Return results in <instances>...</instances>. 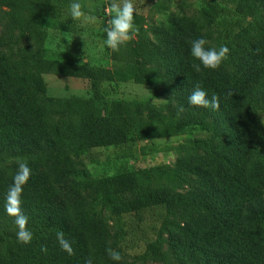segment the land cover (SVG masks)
I'll return each mask as SVG.
<instances>
[{"label": "trees", "instance_id": "trees-1", "mask_svg": "<svg viewBox=\"0 0 264 264\" xmlns=\"http://www.w3.org/2000/svg\"><path fill=\"white\" fill-rule=\"evenodd\" d=\"M199 1L198 17L167 20L158 45L137 43L127 57L115 51L116 60L131 64L130 75L125 66L44 58L29 44L50 32H74L59 0H0L6 8L0 35V264H86L89 258L92 264H133L109 257L112 235L93 211L97 197L117 213L140 217L151 207L170 213L162 224L171 264H264V31L243 26L248 16L264 10V0ZM215 22L221 25L220 39L211 27ZM201 37L208 41L206 48L230 50L217 70L193 68L200 62L191 55V42ZM47 71L85 79L94 94L49 96L41 75ZM128 79L164 81L175 100L172 115L211 135L172 167H135L120 159L102 175L94 194L82 193L73 184L83 170L82 153L95 146H123L158 130L133 119L122 100L95 95L102 82ZM197 84L209 97H219V110L189 103ZM22 162L31 169L21 196L33 234L27 245L18 242L15 218L5 208ZM58 232L74 255L61 249ZM146 247L163 258L155 242Z\"/></svg>", "mask_w": 264, "mask_h": 264}, {"label": "rangeland", "instance_id": "rangeland-1", "mask_svg": "<svg viewBox=\"0 0 264 264\" xmlns=\"http://www.w3.org/2000/svg\"><path fill=\"white\" fill-rule=\"evenodd\" d=\"M224 5H234L231 0H217ZM65 17L71 18L70 5L73 0H59ZM86 15L96 17L95 22L83 19L73 20L75 30L72 34L48 33L40 40H31L30 45L38 48L44 58L82 62L89 66L118 67L125 66L132 74L131 64L114 58V51L107 47L105 29L110 27L109 6L111 0H78ZM136 12L134 24L139 29L134 39L119 49L122 57L134 53L137 43L150 41L158 45L159 30L168 19L177 16L198 17L202 4L199 0H132ZM5 11L0 6V35L5 34ZM243 26L249 32L264 31V10L256 17L248 16ZM215 36L220 39L221 25H211ZM136 57V54L135 56ZM46 93L49 96L67 99L72 96L89 97L94 94L87 80L72 76H62L55 71L42 74ZM98 98L117 99L126 103L133 119H140L155 125L156 134L142 140H131L123 146H95L80 155L83 170L73 176V184L82 193L94 194L99 181L106 172L115 169L122 159L135 167L164 165L172 167L183 157L193 153L199 139H206L211 131L196 124H188L176 119L171 113L175 100L164 81L135 82L132 79L102 82L95 92ZM264 124V111L260 112ZM154 132V130H153ZM185 140L186 143H179ZM190 140V141H189ZM192 145H196L193 147ZM9 159L8 161H10ZM3 162L1 165L5 164ZM170 186V183H166ZM91 204L98 217L103 218L110 228L113 250L120 253L124 260L133 264H171L170 254L164 238L167 236L163 220L171 216L163 207H151L140 217L130 213H117L98 197ZM155 242L162 251L163 258H156L146 244Z\"/></svg>", "mask_w": 264, "mask_h": 264}, {"label": "clouds", "instance_id": "clouds-1", "mask_svg": "<svg viewBox=\"0 0 264 264\" xmlns=\"http://www.w3.org/2000/svg\"><path fill=\"white\" fill-rule=\"evenodd\" d=\"M109 15L111 19L109 21L110 27L105 29L106 32V45L112 51H119L122 45L132 41L135 35L138 34L139 29L134 24V14L136 8L132 0H111L109 6ZM70 15L73 20H85L87 22H95L96 17L86 15L82 10V5L78 0H73L70 5ZM208 41L201 37L191 42L190 52L195 60H198L199 64H194L193 68L199 72L201 65L204 68L217 70L222 62L228 59L229 48L227 46H220L219 49L215 47L206 48L205 45ZM229 95H233L230 91ZM189 103L195 107L211 108L213 110H219L220 101L219 97L213 95L209 97L207 93L196 85L192 93L190 94ZM183 107L179 111H183ZM31 177V169L26 162H22L18 165V170L13 178V183L9 187L6 195V212L9 216L14 217V223L18 227L17 240L18 242L27 245L31 243L33 239L32 232L28 229V217L24 214L21 208V196L24 186L27 184ZM57 240L63 251L68 255H74V249L71 243L65 239L63 232L57 233ZM47 251L46 248L42 249ZM109 257L114 261H120L122 259L119 252L109 248ZM86 264H92V259L89 258Z\"/></svg>", "mask_w": 264, "mask_h": 264}]
</instances>
